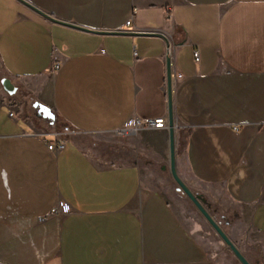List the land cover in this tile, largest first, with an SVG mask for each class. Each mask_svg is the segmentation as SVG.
I'll return each mask as SVG.
<instances>
[{"label":"crops","instance_id":"0c3cea01","mask_svg":"<svg viewBox=\"0 0 264 264\" xmlns=\"http://www.w3.org/2000/svg\"><path fill=\"white\" fill-rule=\"evenodd\" d=\"M132 17L155 32L123 30ZM166 38L182 74L179 175L264 251V0H0V264H222L211 223L151 168L167 171V126L142 130L122 161L53 121L101 134L167 116ZM58 135L63 148H48Z\"/></svg>","mask_w":264,"mask_h":264},{"label":"rangeland","instance_id":"374dc122","mask_svg":"<svg viewBox=\"0 0 264 264\" xmlns=\"http://www.w3.org/2000/svg\"><path fill=\"white\" fill-rule=\"evenodd\" d=\"M57 125V131L59 134H67L68 136H73L76 137L80 143L84 146H86L87 149L90 150V152H93V154L96 155H102L105 154L106 157L109 158H120L122 161L123 160H129L131 158L129 155L130 147H132V153L133 155L136 154V146L134 145V142L136 140V137L142 130L146 131L148 128H140V129H132L127 135H122L118 132V130H114V132L110 133H101V134H96L92 132L88 133H79L76 130L74 131L69 125L66 124L64 121H60L59 119H54ZM117 149H115L116 147ZM109 146H114L115 148L108 149ZM143 159V158H142ZM141 159V161H142ZM168 165V164H166ZM153 168L154 171H159L162 172L161 174L165 179H169L172 183H176L173 179L171 180L169 177L172 176L171 171L167 168L164 167L167 171H164L163 169L160 168L159 165H156ZM175 186V185H174ZM179 186V185H178ZM211 225V224H210ZM222 225V224H221ZM238 227L236 229H232L230 226H227L228 230L227 233L232 235V241L235 244H238L241 248V251L244 253L246 257H248L249 260H251L254 264H264V251L262 250L263 248L259 246V244L256 241L250 240L251 236H254L253 231H251L246 223H239L238 222ZM234 225L233 227H235ZM215 236V233H214ZM216 245L215 248L217 249L218 252V257L217 258L222 264H241V261L238 257H236L231 249L229 248L228 245L221 239L220 235L215 238ZM257 245V246H256Z\"/></svg>","mask_w":264,"mask_h":264},{"label":"water","instance_id":"95a60500","mask_svg":"<svg viewBox=\"0 0 264 264\" xmlns=\"http://www.w3.org/2000/svg\"><path fill=\"white\" fill-rule=\"evenodd\" d=\"M166 65H167V71H166V78H167V84L166 88L168 91V97H167V104H168V110H167V117H168V123L167 127L169 130V135H168V143H169V148H168V156H169V161H168V168L171 171L172 178L174 179L175 182L178 183L179 188L183 190L187 196L191 199L193 204L197 206L200 209V213L204 216L205 219H207L208 222L211 223L213 229L220 235L221 239L226 243V245L229 246L231 249L232 253L238 257L241 261V264H253L251 260L248 259L244 255V253L241 251V248L238 244H235L232 239L230 238L229 234L226 232L224 227L221 226V223L217 221L213 215L211 214L210 210L204 203V198L199 195L197 192H193L190 186L186 183V181L180 177L179 172L176 168V155H175V148H176V142H175V116H173V110H174V103H172V90H171V77H170V71H171V65L169 64L168 57L166 58ZM1 83L3 84L4 88L8 92H14L16 90L15 86L12 84L10 79H2ZM38 105L39 113L43 117H53V111L44 105L39 104L38 102H35L34 106Z\"/></svg>","mask_w":264,"mask_h":264},{"label":"built area","instance_id":"2783aa9c","mask_svg":"<svg viewBox=\"0 0 264 264\" xmlns=\"http://www.w3.org/2000/svg\"><path fill=\"white\" fill-rule=\"evenodd\" d=\"M132 20H133V17L125 21V25L127 27L130 26L131 28L130 29L123 28V30H128L129 32H133V33H136L138 31H141V32L154 31V29L153 30L149 29V31H146V30H142L141 28L134 27L132 26ZM175 45L176 44L173 43L170 39H167V44L164 46V50H163L164 55H165V63H166V58L168 57L169 64L171 65L170 77H171V82H172L171 90H172L173 97H174V90H173L174 84L176 83L177 79H179L180 76H182L181 72L176 67V64H174ZM134 53L135 55H137L136 52ZM199 57H200V53L197 50L194 52V60L197 62L199 60ZM60 62L61 60L59 56H57L55 53H52V62H51L50 67L53 71L59 70ZM173 97H172V100H173ZM10 114L13 115L14 111L10 110ZM167 123H168L167 116L155 117V118H144V117L133 116V117H130L129 120H127V123L121 129H119L118 132L122 135H127L132 129L166 127ZM234 127L236 126L234 125ZM64 143H65V138L64 137L59 138V135H58L56 139L50 140L47 146L48 148H53L55 151H58L63 148ZM70 210H71V207L69 205V202L65 200V201H61L58 204H54L50 212L62 214Z\"/></svg>","mask_w":264,"mask_h":264},{"label":"trees","instance_id":"16d2710c","mask_svg":"<svg viewBox=\"0 0 264 264\" xmlns=\"http://www.w3.org/2000/svg\"><path fill=\"white\" fill-rule=\"evenodd\" d=\"M179 191H181L180 189H179ZM253 263V262H252ZM254 264V263H253Z\"/></svg>","mask_w":264,"mask_h":264}]
</instances>
